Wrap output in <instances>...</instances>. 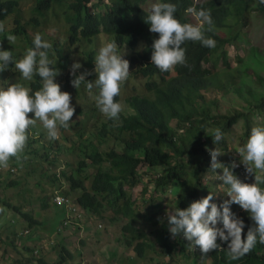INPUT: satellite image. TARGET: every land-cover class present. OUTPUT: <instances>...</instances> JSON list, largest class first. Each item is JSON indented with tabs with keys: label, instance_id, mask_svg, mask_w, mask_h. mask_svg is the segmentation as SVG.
<instances>
[{
	"label": "trees",
	"instance_id": "16d2710c",
	"mask_svg": "<svg viewBox=\"0 0 264 264\" xmlns=\"http://www.w3.org/2000/svg\"><path fill=\"white\" fill-rule=\"evenodd\" d=\"M58 1L69 15L74 14L68 46L59 48L56 44L54 49L56 67L60 70L57 77L64 81L60 84L61 90L73 93L76 100L87 88L81 85L77 89L71 83L75 50L72 48L70 51L69 47L81 39L93 42L110 34L116 37L114 39L121 48L128 47L136 53L131 57V65L133 68L139 65L140 68L135 71L129 69V77L144 78L146 93H138L135 87L129 91L127 86H122L116 98L122 111L115 120L100 113L95 103L84 110L77 106L73 121L67 129H59L55 140L47 137L39 121L31 128L32 133L27 140L31 158L23 163L15 160L8 167L0 168V191L3 192V195L0 192V217L4 207L7 221L0 227V240L3 241V234L7 232L6 241L21 253L18 245L23 244L22 238L31 237L42 224H50L48 217L53 220L61 215L62 225L67 219L76 221L78 215L66 217L68 212L76 211L72 205L76 204L98 220H102L106 213L110 217L108 222L122 221L124 233L120 238L125 247H133L134 258H144L155 251L153 253L164 255L169 261L171 258V264H174L175 254L184 259L194 255L193 261H200V258H195L201 256L200 252L190 249L183 236L174 237L168 230L167 220L163 218L170 208H167L164 198L171 195L172 202L168 205L180 208H186L210 192L214 193L213 200L228 199L224 192L226 186H221L223 190L220 192L222 181L214 179L216 174L211 171L209 150L217 147L222 151L218 161L226 166L237 161L239 165L232 169L234 174L248 182L245 175L249 172L237 155L238 147H231L229 141L234 126L241 124L244 130L240 141L243 145L250 128L256 124L255 120L260 118V123H264V53L255 47L250 48L234 68L227 46L239 47L240 41L247 40L244 28L249 25L253 12L264 15V2L173 0L181 20H188L186 10L189 7H204L211 11L213 23L210 31L207 25L204 26L205 35L213 38L216 44L209 48L198 41H187L184 45L186 64L161 72L151 62V45L158 33L149 31L150 26L145 20L148 10L144 5L149 0H38L36 10H48ZM21 3V0H0V47L6 50V35L25 31L20 19ZM9 17L13 18L17 30L7 29L5 21ZM87 56L92 58V55ZM219 62L223 63V68L218 71ZM83 69H77L76 74L79 75ZM6 70L5 74V71L0 73V83L23 82L22 77L16 76L17 70L13 65ZM95 78V73L86 77L88 80ZM31 85L33 91L38 90L40 78L35 76ZM91 89L88 88L93 93ZM231 94L243 101L244 109L223 110L222 105L231 100ZM217 128L224 134L218 145L211 136ZM72 154L77 158L74 159ZM12 165L20 169L19 174L13 175ZM39 167L43 170L62 167L61 178L66 180L61 184L60 178L54 175L56 187L51 189L52 193L43 189L37 196L43 221L36 217L33 208L26 209L33 204L35 197L27 176L36 177L38 174L36 185L41 188L45 179ZM215 171L222 174V169ZM207 175L210 176L205 179ZM140 185L143 186L141 192L134 198L130 190ZM11 189L14 195L9 193ZM57 195L64 197L62 204L54 202ZM231 207L235 213L237 209L241 210L236 204ZM241 218L245 221L246 232L253 222L250 217ZM141 221L142 227L139 225ZM98 227L104 229L100 224ZM23 228L27 230L20 233ZM16 238L19 243H16ZM81 242L85 243L84 240ZM61 248L67 253V259L73 257L66 241ZM75 248L78 249L77 244ZM6 254L0 259V264H3L1 260L9 264H64L67 260L64 254L56 262L47 256L40 258L37 251L34 252V256L39 258L36 261L25 260L23 255L20 260L5 257ZM116 255L117 250H112L111 260H115ZM153 257H148V260ZM211 257L212 264H264V244L257 243L244 257L232 261L225 243ZM207 260L208 255L205 264ZM169 261L164 264H169Z\"/></svg>",
	"mask_w": 264,
	"mask_h": 264
},
{
	"label": "clouds",
	"instance_id": "9594fccd",
	"mask_svg": "<svg viewBox=\"0 0 264 264\" xmlns=\"http://www.w3.org/2000/svg\"><path fill=\"white\" fill-rule=\"evenodd\" d=\"M93 2L89 3V6ZM37 5L38 0H35L33 23L40 27L48 25L51 18H54L57 23L63 24L64 37L67 36L64 44L60 40L61 46L59 41L54 42V49L56 44L59 48L68 46L71 36V19L74 14L69 15L65 6L59 1L42 12L36 10ZM147 12L145 20L150 26L149 31L158 33V37L151 45V62L161 72H168L177 65L186 64L184 45L187 41H198L205 47H215L216 41L205 35L204 26L207 25V30L210 31L213 23L209 9L189 7L186 10L188 14L196 17L197 23L181 20L177 15V4L173 0H153ZM41 33L43 34V30ZM16 36H22L23 40L11 45V40H14ZM102 36L107 39L99 43ZM102 36L95 37L98 39L93 42L81 39L69 47L70 51L83 44L99 47L94 57L93 73L96 78L86 79L87 76L92 75L90 71L77 75L76 70L81 68V64L74 62L71 66L74 76L71 83L77 89L81 85L87 87L86 89L97 88L98 94L96 93L95 101L97 109L108 119L115 120L119 118L122 111L121 103L119 99H116L120 95L122 86L125 88L129 81L138 78L129 77V60L124 58V50L130 52L131 50L128 47L121 48L113 35ZM7 40L10 41L7 43L8 50L0 47V73L13 65L22 79L18 77L24 83L19 81L0 83V168L8 167L10 160L19 159L28 136L32 133L31 128L35 127L38 121L46 130L47 137L55 140L60 128L69 127L78 106L73 94L61 90L60 84L64 81L57 82L61 79L57 77L60 70L56 67V60L49 55L51 44L42 39L41 34L37 33L33 39H30L25 27L22 33L8 34ZM18 46L22 48L20 52L17 51ZM131 57L132 54L130 59ZM35 76L40 78V87L33 91L31 83L34 82ZM5 84H7L6 87ZM131 89L127 86V90L132 91ZM138 93L145 94L146 90ZM29 113L33 115L29 116ZM223 135L222 130L217 128L211 136L218 145ZM209 151L211 171L216 174V179L222 181L219 186H226L224 192L229 198L213 200L214 193L210 192L207 196L194 200L186 208L171 205V208L166 211L168 230L174 237L183 236L189 242L190 249L200 252L202 261L207 259L208 255L209 260L206 262L210 261L212 264L211 256L214 251L222 248L225 243L229 259L237 261L248 254L257 243L264 244V123L254 124L244 144L236 150L249 172L245 175L248 182L242 181L232 170L239 163L233 162L230 166H226L218 161V156L222 153L218 147ZM216 169H222V174H217ZM57 176L61 184L66 182L61 178L60 171ZM54 202L57 203L56 199ZM233 204L239 206L241 210L237 209L238 212L235 213L231 207ZM77 206L74 204L76 211L68 212L66 217L78 215V218L76 221L65 220L63 227L73 224L76 230L83 226V214L78 211ZM244 216L250 217L253 222L247 227L246 232L245 221L241 218ZM63 230L64 228L61 232Z\"/></svg>",
	"mask_w": 264,
	"mask_h": 264
},
{
	"label": "rangeland",
	"instance_id": "374dc122",
	"mask_svg": "<svg viewBox=\"0 0 264 264\" xmlns=\"http://www.w3.org/2000/svg\"><path fill=\"white\" fill-rule=\"evenodd\" d=\"M21 11H20V18L22 20V25H24L27 29L28 36L30 39H33L34 35L39 33L42 36V39L47 40L51 44V48L49 50V55L51 58L55 59L54 57V42L59 41V46L64 44L65 38V27L61 23H57L54 18H51V21L49 22L48 25H41L40 27L35 25L32 21L34 15H35V0H21ZM196 2H206L207 0H195ZM153 3V0H149L145 4V8L150 10L151 4ZM189 15V16H188ZM186 17L190 22L197 23V19L195 16L188 14ZM190 18V19H189ZM6 26L7 29L14 30L17 28V25H13V18L9 17L6 19ZM1 28H3L1 26ZM41 30H43V34L41 33ZM245 32V37L247 40L245 41H240L239 42V47H234V46H227L228 48V54L231 60V66L236 68V65H238L239 58L243 57L246 55V53L250 50V48H256L260 52L264 53V15L258 12H253L251 15V19L249 22V25L244 28ZM6 39L4 40V44L10 42L9 40ZM107 39V37L102 36L99 39V43L104 42ZM23 40L22 36H16L14 40L12 41V44ZM61 40V42H60ZM99 47H95L92 45H78V49H75L74 56H73V63L74 62H79L81 64V68H84L83 70L80 71V73L84 71H90L94 72L95 68V62H94V57L96 55V52ZM22 48L21 46L17 47V51H21ZM125 56L124 58L129 60V69L134 70L135 68H139V65H136L135 68L131 65V59H130V54L134 55L135 52L133 51H128L124 50ZM56 54V52H55ZM87 55H92V58L90 59ZM57 62V60H56ZM219 67H217L218 71L223 68V63L219 62ZM7 72L5 70L4 74ZM79 73V74H80ZM264 75V73H262ZM18 77L19 74H16ZM90 76V75H89ZM87 76V77H89ZM57 82L62 83V79L57 80ZM144 84L145 81L144 79L138 78V79H133L128 82L127 86L132 88L135 87V89L139 92L144 91ZM91 91L94 93H91L88 89H86L85 93L82 92L80 96H78L76 102L77 105L84 110L87 106H89L91 103H95L96 99V93H98V89L93 87ZM128 93V92H127ZM73 94V93H71ZM233 95V94H231ZM224 111H229V108H239V109H244L245 107L243 106V101L240 100L236 95H233L231 100L228 101L227 103H224L222 105ZM233 109V110H234ZM32 113H29V116H32ZM261 119H256L255 123H260ZM243 129L241 128V124H238L234 126L233 128V134L230 136V141L229 145L231 147L237 146L240 147L242 146L240 141L242 138L243 134ZM28 143H26V146L24 148V151L20 154L19 159H16L19 161V163L25 162L27 159L31 158V150L28 147ZM230 151V148L229 150ZM73 155V154H72ZM239 156V153H237ZM237 157V156H235ZM73 158L76 159L77 157L73 155ZM10 163H14V160H10ZM18 163V164H19ZM237 163V161H235ZM41 166V165H39ZM45 167L48 166V164L44 165ZM14 169L15 173L14 174H19L20 169L16 166H13L10 169ZM62 167H52L50 170H43L41 167H39V170L43 172V176L45 179L42 182V188L38 187L36 185V182L38 181V174L36 177H33L32 175L27 176V180L30 183V187L34 190L35 197L33 199V204L30 206H26V209H31L33 208V212L35 213L36 217L42 219L41 216V204L37 199V196L41 193L43 189H46V193L51 194V189H54L56 187L55 182H54V173H59L61 171ZM40 173V172H39ZM210 175H207L205 177L208 178ZM214 179L216 178V175L213 177ZM66 187H68V183L65 184ZM142 185L138 186L137 188H132L131 193H133V197L136 198L138 194L141 192L140 190L142 189ZM220 192L223 190L221 186H219ZM1 194L3 195V192L0 191ZM11 195H14V191L11 189L9 191ZM219 194V193H218ZM74 196V195H71ZM168 196V195H167ZM164 202L167 205V208H171V205H168L170 202H172V196L169 195L167 198H164ZM74 205V204H72ZM2 206V205H1ZM3 207V206H2ZM77 209L79 212L83 214L82 218V223L83 226L80 227L79 229L75 230V226L73 224L69 225L68 227H63L62 225V217L61 215H57L53 220H51V217H48V219L51 221L50 224L48 225H40L36 231L33 232L32 236L27 238V237H21L23 244H19V250L21 253H18L15 249V246L10 243V241H6V235L7 232L3 234V241L2 239L0 240V259H2V256L5 257H13V258H18L20 260L22 258V255L24 256L25 260H34L36 261L37 258L34 256L35 251H41L40 252V258L43 256H47L50 258L51 261H58L64 254L65 257L67 253L61 250L62 245L66 241V246L68 245V248L71 250L73 257L70 259H66L64 261V264H150L151 261L153 264H164V262H168L169 260L167 259L168 257H165L164 255L161 254H156L153 253L155 251H151L150 253L147 254L146 257L141 258L137 257L134 258L135 252L133 248L130 247H125L122 242L121 236H123L122 232V224L123 222L119 221L116 223H111L108 222V219L110 220V217L108 214L103 215L102 220H98L94 218V216H90L88 213L83 211V209L79 208L77 206ZM244 211V210H243ZM247 213L246 211H244ZM248 214V213H247ZM0 227L4 225L6 221V210L3 207L2 211V217H0ZM166 220V218H163ZM98 224H100L104 229H101L98 227ZM139 225L142 227L143 222L139 223ZM63 232L61 234H58L60 229H63ZM27 229H21L22 233ZM32 233V232H31ZM30 233V235H31ZM19 238V237H17ZM16 240V243H19L18 239ZM84 239L85 243L83 244L81 241ZM118 239H120L118 241ZM53 241V242H52ZM25 242V243H24ZM75 244L78 245V249L76 250ZM26 246V248H24ZM44 247V248H42ZM31 249V250H30ZM112 250H117V258L115 260H111L110 258V252ZM154 257L150 260H148V257ZM194 256V255H193ZM193 256L190 259H184L182 256H178L177 254L174 255V264L176 263H181V264H205L204 260L200 261H193ZM195 258H200L201 256H195ZM10 259V258H9ZM8 259V261H9ZM148 260V261H147ZM3 264H9L8 262H4L1 260ZM24 261V260H23ZM170 261L171 260L170 258ZM169 261V264H171ZM10 262V261H9ZM176 262V263H175ZM206 264H209V262H206Z\"/></svg>",
	"mask_w": 264,
	"mask_h": 264
},
{
	"label": "built area",
	"instance_id": "2783aa9c",
	"mask_svg": "<svg viewBox=\"0 0 264 264\" xmlns=\"http://www.w3.org/2000/svg\"><path fill=\"white\" fill-rule=\"evenodd\" d=\"M64 200H65V199H64L63 196L58 195V196L56 197V202H57V203H60V204H61V203L64 202Z\"/></svg>",
	"mask_w": 264,
	"mask_h": 264
}]
</instances>
